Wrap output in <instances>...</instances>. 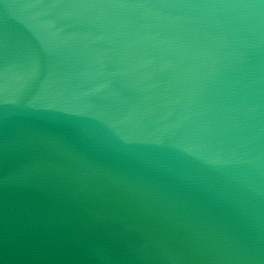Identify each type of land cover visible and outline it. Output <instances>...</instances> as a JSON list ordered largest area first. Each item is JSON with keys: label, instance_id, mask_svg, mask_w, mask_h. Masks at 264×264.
Wrapping results in <instances>:
<instances>
[{"label": "water", "instance_id": "1", "mask_svg": "<svg viewBox=\"0 0 264 264\" xmlns=\"http://www.w3.org/2000/svg\"><path fill=\"white\" fill-rule=\"evenodd\" d=\"M0 264H264V0H0Z\"/></svg>", "mask_w": 264, "mask_h": 264}]
</instances>
